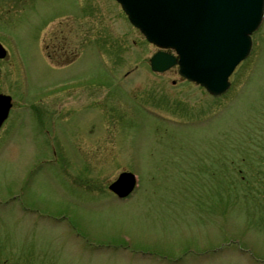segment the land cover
Returning a JSON list of instances; mask_svg holds the SVG:
<instances>
[{"label":"rangeland","instance_id":"rangeland-1","mask_svg":"<svg viewBox=\"0 0 264 264\" xmlns=\"http://www.w3.org/2000/svg\"><path fill=\"white\" fill-rule=\"evenodd\" d=\"M252 38L213 96L152 72L115 0H0V264H264V19Z\"/></svg>","mask_w":264,"mask_h":264},{"label":"water","instance_id":"water-1","mask_svg":"<svg viewBox=\"0 0 264 264\" xmlns=\"http://www.w3.org/2000/svg\"><path fill=\"white\" fill-rule=\"evenodd\" d=\"M130 22L160 48L149 59L151 69L178 65V73L213 94L229 87L228 77L251 48V33L264 15V0H117ZM11 97L0 93V125ZM134 186V176L122 172L109 188L119 196Z\"/></svg>","mask_w":264,"mask_h":264},{"label":"flooded vegetation","instance_id":"flooded-vegetation-1","mask_svg":"<svg viewBox=\"0 0 264 264\" xmlns=\"http://www.w3.org/2000/svg\"><path fill=\"white\" fill-rule=\"evenodd\" d=\"M5 47V46H4ZM45 48L47 49L48 47H47V45H45ZM62 49V50H61ZM60 51H64V57L63 58H66L67 57V52L65 53V51H67L66 50V48H65V45H61L60 46ZM63 53L61 52V55H62ZM50 55V54H49ZM63 58H61V59H63ZM11 59L12 60H14V58H13V56H12V50L10 49V48H8V47H5V52H4V54H3V56L0 58V61H11ZM65 65V64H64Z\"/></svg>","mask_w":264,"mask_h":264}]
</instances>
